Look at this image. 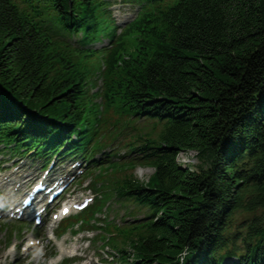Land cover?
I'll return each instance as SVG.
<instances>
[{
    "label": "trees",
    "instance_id": "obj_1",
    "mask_svg": "<svg viewBox=\"0 0 264 264\" xmlns=\"http://www.w3.org/2000/svg\"><path fill=\"white\" fill-rule=\"evenodd\" d=\"M116 1L0 0V155L81 153L98 197L58 232L98 230L115 263L264 264V0H120L118 37ZM140 123L129 161L95 159Z\"/></svg>",
    "mask_w": 264,
    "mask_h": 264
},
{
    "label": "rangeland",
    "instance_id": "obj_2",
    "mask_svg": "<svg viewBox=\"0 0 264 264\" xmlns=\"http://www.w3.org/2000/svg\"><path fill=\"white\" fill-rule=\"evenodd\" d=\"M131 8L134 14V9L136 7L132 5ZM111 10L114 17L116 16V19L120 25L125 22L128 23L133 18V14L130 12L129 6H127V4L125 3L113 5ZM77 39L78 38L75 37L73 41H76ZM107 45V41L102 42V46ZM96 47L99 48L100 46ZM99 86L100 83L97 84V87ZM143 127L144 124L140 123L136 126L138 130L137 132L132 133L130 132V130L124 131L122 133L123 137H120V139L114 142L112 145H109V141H106L110 147H107L105 152H109V155H118L119 157L123 156L124 158L119 160L121 162L129 161L131 156H127V150L124 148V145L133 140L134 136H137L138 133L142 134L144 131ZM120 128L121 126L117 127L116 129H110V126L103 127L100 130V135H108L109 131L110 134H113L115 130H118L117 132H119ZM100 155L101 153L96 155L95 157L101 158ZM7 159L8 158L6 157L0 156V162H4L2 170L0 168V207L4 205V207L2 208L6 213V216L0 219V225L7 226L8 231H10L11 228H15L16 226L14 222L11 221L9 216L10 214L6 211L5 205L10 204L11 202L18 203L21 194L26 190V188L29 187V185H26L24 189L13 191L12 193L11 189L22 182H27V179L20 180L21 176L25 178L26 174H31V178L33 181L34 177L38 174V170L36 169L39 162L29 157H25L23 158V160L17 159L9 163L6 162ZM53 159L56 160L55 158ZM104 159H107V156H105ZM73 160L81 162L79 158H67L63 160H56L54 164L56 165V169H59L62 173L71 171V173L77 176V174L81 172L83 167L81 166L80 168L72 170L70 163ZM177 160L181 166H186L191 169H193L198 163L195 153L192 152L180 153L177 156ZM50 167H48V169ZM152 173L153 169L145 166H137L132 171L133 176L143 184L148 181ZM90 178L94 180L93 177H89L88 179L84 180V182L81 181L78 185L75 183L76 180L72 181L67 191L68 194L64 195L61 198L57 206L52 205L51 207H49V209H52L54 213H57L55 209H60L62 205H68L70 202L79 203L84 198L94 199L93 202L89 205L91 207V205L95 202V199H97L98 194L87 189V183ZM4 184L8 185L4 186ZM129 208L130 207L118 208L117 204L110 202V208L102 211L97 217L103 219V217L106 216L108 219L112 220L111 223H114L115 221V223L121 224V218L122 216L126 215L125 212L128 211ZM139 212L135 211L134 216H139ZM74 214L75 213H72L70 215L73 216ZM45 220L47 224L44 227H40V231L34 233H31L35 227L34 225H31V227L28 225H24V234L16 233L15 238L9 247L6 246L9 242L8 233L6 235L2 233L0 235V264H58L62 260L68 258H78L75 263L71 264H117L112 262L111 256L109 254L110 251H106L105 247L102 248V243L99 241V236L101 235V233H99L98 230H89L73 234V232H70L71 229L69 228L66 233L59 238L58 227L61 223L59 224V222H55L53 219H51L50 215H47ZM125 222L127 221L125 220L124 223ZM75 229L76 228H74L73 230ZM30 240L33 242V245H30ZM102 259L106 260V262H103Z\"/></svg>",
    "mask_w": 264,
    "mask_h": 264
},
{
    "label": "bare ground",
    "instance_id": "obj_3",
    "mask_svg": "<svg viewBox=\"0 0 264 264\" xmlns=\"http://www.w3.org/2000/svg\"><path fill=\"white\" fill-rule=\"evenodd\" d=\"M31 180H32V178H30L29 180H27V182H22V183L16 185V186H15L16 191H18V190H20V189H24V187H25L26 185H28V183H30L29 181H31ZM13 185H14V184H13ZM4 186H6V184H4ZM14 203H15V202H14Z\"/></svg>",
    "mask_w": 264,
    "mask_h": 264
}]
</instances>
